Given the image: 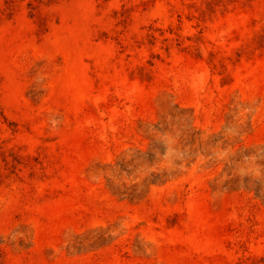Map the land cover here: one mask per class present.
I'll use <instances>...</instances> for the list:
<instances>
[{"label": "rangeland", "instance_id": "rangeland-1", "mask_svg": "<svg viewBox=\"0 0 264 264\" xmlns=\"http://www.w3.org/2000/svg\"><path fill=\"white\" fill-rule=\"evenodd\" d=\"M0 264H264V0H0Z\"/></svg>", "mask_w": 264, "mask_h": 264}]
</instances>
